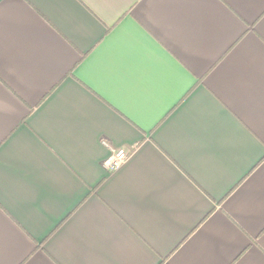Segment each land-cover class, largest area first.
Segmentation results:
<instances>
[{
  "label": "crops",
  "instance_id": "0c3cea01",
  "mask_svg": "<svg viewBox=\"0 0 264 264\" xmlns=\"http://www.w3.org/2000/svg\"><path fill=\"white\" fill-rule=\"evenodd\" d=\"M0 264H264V0H0Z\"/></svg>",
  "mask_w": 264,
  "mask_h": 264
},
{
  "label": "built area",
  "instance_id": "2783aa9c",
  "mask_svg": "<svg viewBox=\"0 0 264 264\" xmlns=\"http://www.w3.org/2000/svg\"><path fill=\"white\" fill-rule=\"evenodd\" d=\"M107 147L112 152V157L109 161L105 162L104 167L108 170H115L121 167L130 157L131 151L125 148L116 149L109 145Z\"/></svg>",
  "mask_w": 264,
  "mask_h": 264
}]
</instances>
